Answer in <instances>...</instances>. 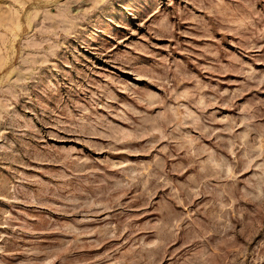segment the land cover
Returning <instances> with one entry per match:
<instances>
[{
    "label": "rangeland",
    "instance_id": "1",
    "mask_svg": "<svg viewBox=\"0 0 264 264\" xmlns=\"http://www.w3.org/2000/svg\"><path fill=\"white\" fill-rule=\"evenodd\" d=\"M0 264H264V0H0Z\"/></svg>",
    "mask_w": 264,
    "mask_h": 264
}]
</instances>
